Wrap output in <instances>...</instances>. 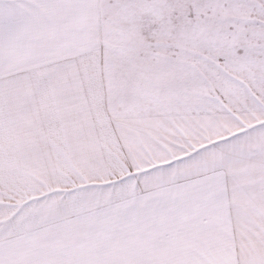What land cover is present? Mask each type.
<instances>
[{
	"label": "snow or ice",
	"instance_id": "6c2138e0",
	"mask_svg": "<svg viewBox=\"0 0 264 264\" xmlns=\"http://www.w3.org/2000/svg\"><path fill=\"white\" fill-rule=\"evenodd\" d=\"M0 264H264V0H0Z\"/></svg>",
	"mask_w": 264,
	"mask_h": 264
}]
</instances>
